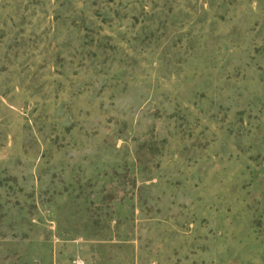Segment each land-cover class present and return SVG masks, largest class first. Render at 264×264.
<instances>
[{
  "label": "rangeland",
  "instance_id": "obj_1",
  "mask_svg": "<svg viewBox=\"0 0 264 264\" xmlns=\"http://www.w3.org/2000/svg\"><path fill=\"white\" fill-rule=\"evenodd\" d=\"M0 264H264V0H0Z\"/></svg>",
  "mask_w": 264,
  "mask_h": 264
}]
</instances>
